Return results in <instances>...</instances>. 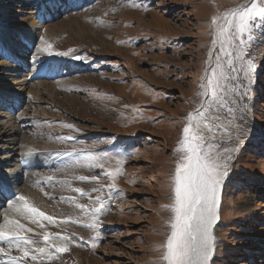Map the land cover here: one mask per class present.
<instances>
[{
  "label": "rangeland",
  "instance_id": "1",
  "mask_svg": "<svg viewBox=\"0 0 264 264\" xmlns=\"http://www.w3.org/2000/svg\"><path fill=\"white\" fill-rule=\"evenodd\" d=\"M37 1L0 0V99L21 90L23 100L16 115L0 108V195L4 185L12 182V190L18 180L19 195L57 223L42 220L43 228L32 223L13 210L23 203L17 200L0 206V223L7 215L39 233H25L40 241L33 247L45 246V231L71 238H50L69 250L26 264H157L170 231L174 149L185 116L197 107L193 97L209 66L211 18L247 0H90L53 22H37ZM259 23L257 18L248 49L255 72L241 73L246 86L238 88L239 103L228 121L232 136L221 140L222 147L237 150L228 161L211 264H264V28ZM45 42L53 54L41 51ZM3 51L33 55V66L44 75L65 67V77L31 82L27 76L33 75L8 64ZM89 152L101 158L103 170L82 163ZM80 176L100 179L84 182ZM113 182L119 193L106 187ZM75 188L88 191L91 199ZM97 196L105 204L97 217L75 207H97L92 203ZM11 255L22 254L13 248Z\"/></svg>",
  "mask_w": 264,
  "mask_h": 264
},
{
  "label": "snow or ice",
  "instance_id": "2",
  "mask_svg": "<svg viewBox=\"0 0 264 264\" xmlns=\"http://www.w3.org/2000/svg\"><path fill=\"white\" fill-rule=\"evenodd\" d=\"M133 6L136 5L133 3ZM257 18H260L259 27L264 28V0H250L211 18L209 34L214 38L210 41V48L206 54L209 66L205 68L204 75L198 82V91L193 97V100L197 101V107L185 116L186 123L182 128L178 146L174 149L178 158L171 177L172 203L167 206L172 213L166 222L170 231L160 245L162 255L157 264H211L216 251L215 227L221 219L223 187L229 175L228 161L232 159L231 153L237 150L235 147H222L221 140L224 136L229 139L232 136L233 130L228 121L235 105L239 103L238 88L243 89L246 86L245 81L240 78L241 73L251 76L255 72L253 59L250 58L252 54L248 49L255 39L253 29L256 27L254 22ZM45 43L46 47L41 51L53 54L50 51L52 45ZM54 54L68 55L67 52ZM74 58L83 59L78 55ZM242 95L248 97L250 90L243 92ZM33 153L34 150L29 149L27 155ZM83 155L82 163L89 167L104 169V163L96 154L89 152ZM106 175L115 180L112 173ZM77 179L84 182H99L100 178L80 176ZM63 183L68 184L67 181ZM106 187L109 192H120L115 182ZM72 190L91 199L90 193L82 188ZM92 191L99 192L101 189L94 188ZM17 201L23 203L15 205L13 210L39 227H44L42 220L50 224L57 223L56 218L46 215L30 204L27 197L19 195ZM92 203L98 206L75 203V207L84 216L91 214L92 217H97L105 209L104 201L97 196ZM25 233L39 235L19 220L10 219L7 215L3 217V222L0 223V245L7 247L0 246V255L7 256V261L0 259V264H26L29 259L36 261L43 257L51 260L56 254L69 250L66 245L57 246L49 243L50 238L70 242L69 236L45 231L42 237L45 246L33 247L40 241L32 239ZM13 248L22 255L20 257L11 255Z\"/></svg>",
  "mask_w": 264,
  "mask_h": 264
},
{
  "label": "bare ground",
  "instance_id": "3",
  "mask_svg": "<svg viewBox=\"0 0 264 264\" xmlns=\"http://www.w3.org/2000/svg\"><path fill=\"white\" fill-rule=\"evenodd\" d=\"M55 1V3L57 2V0H54ZM246 2H250V0H247V1H245V2H243V3H240V4H245ZM58 3V2H57ZM240 4H238V5H240ZM237 6V5H236ZM236 6H233V7H231V8H229V9H232V8H235ZM229 9H227V10H225V11H223L222 13H220L218 16H220V15H222L223 13H225L226 11H228ZM214 37H212V39H213ZM217 47H218V45H217ZM207 64H209V62H208V57H207ZM18 72V71H17ZM36 85V84H35ZM18 86V85H17ZM23 87V86H22ZM21 89V88H20ZM23 89V88H22ZM3 93V92H2ZM53 93V92H52ZM1 96V95H0ZM9 96H11V97H9ZM51 96V95H50ZM6 97H8V98H6ZM6 97L5 96H2L1 97V99H0V104L1 103H5V104H7L8 102H10V101H8L9 99L11 100H16L17 102L18 101H21V99H22V94H21V90H17L16 91V93L14 94V91H13V93L11 92V93H8V94H6ZM19 103V102H18ZM251 138H255L256 137V135H254V134H251V136H250ZM226 139H229V137H227V136H224L223 138H222V140H226ZM5 176V175H4ZM2 178V177H1ZM10 178V177H9ZM17 178V177H16ZM4 179V178H3ZM13 179V178H12ZM10 180V179H9ZM16 180V179H15ZM47 180V179H46ZM2 181V180H1ZM33 202V201H32ZM46 209H48V208H46Z\"/></svg>",
  "mask_w": 264,
  "mask_h": 264
}]
</instances>
